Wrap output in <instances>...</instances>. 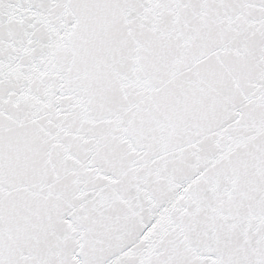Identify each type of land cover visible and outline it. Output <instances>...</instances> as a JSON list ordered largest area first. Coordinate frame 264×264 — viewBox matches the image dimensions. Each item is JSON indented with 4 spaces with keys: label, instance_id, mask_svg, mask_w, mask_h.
<instances>
[{
    "label": "snow or ice",
    "instance_id": "6c2138e0",
    "mask_svg": "<svg viewBox=\"0 0 264 264\" xmlns=\"http://www.w3.org/2000/svg\"><path fill=\"white\" fill-rule=\"evenodd\" d=\"M0 264H264V0H0Z\"/></svg>",
    "mask_w": 264,
    "mask_h": 264
}]
</instances>
